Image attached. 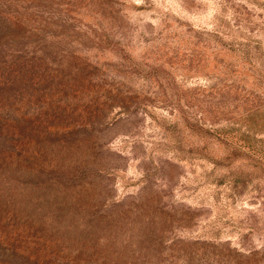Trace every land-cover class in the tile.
I'll list each match as a JSON object with an SVG mask.
<instances>
[{"label": "rangeland", "instance_id": "obj_1", "mask_svg": "<svg viewBox=\"0 0 264 264\" xmlns=\"http://www.w3.org/2000/svg\"><path fill=\"white\" fill-rule=\"evenodd\" d=\"M0 15L32 64L13 110L38 119L48 162L0 212V264H264V0Z\"/></svg>", "mask_w": 264, "mask_h": 264}, {"label": "trees", "instance_id": "obj_2", "mask_svg": "<svg viewBox=\"0 0 264 264\" xmlns=\"http://www.w3.org/2000/svg\"><path fill=\"white\" fill-rule=\"evenodd\" d=\"M5 13L16 17L10 12ZM13 27L0 15L2 37L6 30ZM2 41L0 38V212L11 218L10 213H14L19 204L29 200L27 194L32 189H43L48 162L44 135L36 130V126L40 125L36 123L38 119L17 114L13 110L17 96L14 92L9 93L16 87V82L25 79L32 64L30 61L21 63V58L11 50L14 41L9 40L11 44ZM36 179L39 182H35ZM3 242L5 241L0 238V244Z\"/></svg>", "mask_w": 264, "mask_h": 264}, {"label": "clouds", "instance_id": "obj_3", "mask_svg": "<svg viewBox=\"0 0 264 264\" xmlns=\"http://www.w3.org/2000/svg\"><path fill=\"white\" fill-rule=\"evenodd\" d=\"M148 59H149V62H153L152 57H148Z\"/></svg>", "mask_w": 264, "mask_h": 264}, {"label": "snow or ice", "instance_id": "obj_4", "mask_svg": "<svg viewBox=\"0 0 264 264\" xmlns=\"http://www.w3.org/2000/svg\"><path fill=\"white\" fill-rule=\"evenodd\" d=\"M137 2H139V0H137Z\"/></svg>", "mask_w": 264, "mask_h": 264}]
</instances>
